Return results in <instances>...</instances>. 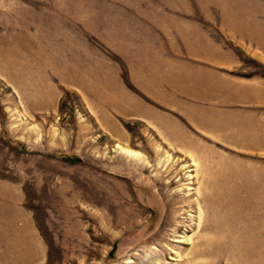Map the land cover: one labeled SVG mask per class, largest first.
Returning <instances> with one entry per match:
<instances>
[{
  "label": "rangeland",
  "instance_id": "1",
  "mask_svg": "<svg viewBox=\"0 0 264 264\" xmlns=\"http://www.w3.org/2000/svg\"><path fill=\"white\" fill-rule=\"evenodd\" d=\"M96 1L0 0V9L12 16L40 8L36 28L46 47L44 18L56 7ZM199 4L226 18L224 7L240 2ZM17 41L0 38V64L18 55ZM49 64H39L45 80ZM10 70L0 68V190L9 185L12 224L21 225L20 209L31 215L46 247L45 260L18 264H264V157L234 158L204 141L199 150L165 143L139 121L123 123L128 140L114 139L79 93L63 90L57 110L34 108L46 95L26 93L32 88L19 87L18 69ZM242 70L264 77V64L246 56Z\"/></svg>",
  "mask_w": 264,
  "mask_h": 264
},
{
  "label": "crops",
  "instance_id": "2",
  "mask_svg": "<svg viewBox=\"0 0 264 264\" xmlns=\"http://www.w3.org/2000/svg\"><path fill=\"white\" fill-rule=\"evenodd\" d=\"M179 1L56 7L44 18L50 24L46 47L36 28L40 8L12 11L28 17L0 9V38L17 37L20 49L2 58L0 68L18 69V86L32 88L26 93L46 95L34 108L57 110L63 90L79 93L84 109L114 139L128 140L123 123L139 121L165 143L199 150L204 141L234 158L264 157V77L242 70L245 56L264 64V0L228 4L226 18L199 0ZM42 60L50 63L47 80ZM8 188L0 190V264L45 260L32 216L20 209L21 225L12 224ZM36 242L41 253L35 258Z\"/></svg>",
  "mask_w": 264,
  "mask_h": 264
},
{
  "label": "bare ground",
  "instance_id": "3",
  "mask_svg": "<svg viewBox=\"0 0 264 264\" xmlns=\"http://www.w3.org/2000/svg\"><path fill=\"white\" fill-rule=\"evenodd\" d=\"M216 189V188H215ZM29 235V234H28ZM31 236V235H30ZM32 238V237H31ZM31 241V240H30ZM33 242V241H32ZM31 242V243H32ZM29 243V242H28ZM31 245V244H30ZM37 249V251L36 252H34V253H39V252H41V248H40V246H38V244H37V242H36V248H35V250ZM196 253V252H195ZM33 255V254H32ZM35 255V254H34ZM36 256V255H35Z\"/></svg>",
  "mask_w": 264,
  "mask_h": 264
},
{
  "label": "trees",
  "instance_id": "4",
  "mask_svg": "<svg viewBox=\"0 0 264 264\" xmlns=\"http://www.w3.org/2000/svg\"><path fill=\"white\" fill-rule=\"evenodd\" d=\"M68 162L80 161L78 158H66Z\"/></svg>",
  "mask_w": 264,
  "mask_h": 264
}]
</instances>
